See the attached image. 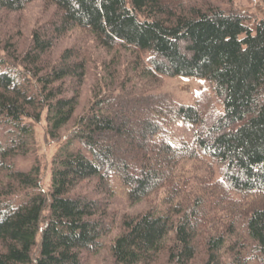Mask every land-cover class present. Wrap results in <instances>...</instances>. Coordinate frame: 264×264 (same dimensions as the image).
I'll use <instances>...</instances> for the list:
<instances>
[{
  "label": "trees",
  "instance_id": "1",
  "mask_svg": "<svg viewBox=\"0 0 264 264\" xmlns=\"http://www.w3.org/2000/svg\"><path fill=\"white\" fill-rule=\"evenodd\" d=\"M34 1L0 0V264H264V18L223 0H42L25 36L11 17ZM74 31L109 59L56 55ZM176 77L208 83L194 105L156 91ZM177 120L192 142L168 141ZM113 176L145 211L112 209Z\"/></svg>",
  "mask_w": 264,
  "mask_h": 264
},
{
  "label": "rangeland",
  "instance_id": "2",
  "mask_svg": "<svg viewBox=\"0 0 264 264\" xmlns=\"http://www.w3.org/2000/svg\"><path fill=\"white\" fill-rule=\"evenodd\" d=\"M233 2L241 12L250 13L256 16L257 19L264 18V5L259 0L253 1L249 4L246 0H223ZM218 3V2H216ZM43 3L42 0H35L32 2L24 11L21 16L11 17V21L16 25H22L23 34L25 36L30 35V32L37 26L39 19L42 17ZM255 18L254 16H252ZM245 24L254 28L255 22L248 20ZM80 45L84 52L91 57L90 61L93 65H98L103 61H107L109 58L103 50L97 49L93 40L85 33L80 31H74L73 35L66 39L60 44L56 51V55L60 53L62 49L69 48L75 44ZM76 44V45H77ZM55 55V54H54ZM100 70V69H99ZM93 81L89 79L83 89V95L81 104L86 105L89 97L91 96V85ZM208 86V83L202 79L191 78V77H176L167 79L164 81L162 86L158 87L156 91L168 92L172 94L176 101L180 104L194 105L198 99L200 92ZM43 123L36 128L37 135V147L39 152L44 155L47 161H50L51 156L57 150V145H46L43 133ZM166 135L168 141L177 145L181 142H192L193 134L190 127L183 121L177 120L166 127ZM49 173L46 172V178L44 181V188L47 189L49 183ZM111 188L114 191L112 200V209L119 210L122 213L136 215L146 210V203L130 204L127 200V189L120 183L116 176H113L110 180ZM104 254H101L103 257ZM100 258H98L99 260Z\"/></svg>",
  "mask_w": 264,
  "mask_h": 264
}]
</instances>
